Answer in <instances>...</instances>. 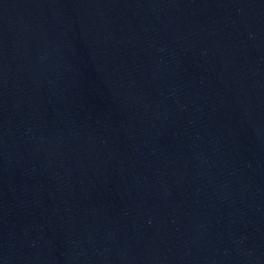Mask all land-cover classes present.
<instances>
[{
    "label": "water",
    "instance_id": "water-1",
    "mask_svg": "<svg viewBox=\"0 0 264 264\" xmlns=\"http://www.w3.org/2000/svg\"><path fill=\"white\" fill-rule=\"evenodd\" d=\"M0 264H264V0H0Z\"/></svg>",
    "mask_w": 264,
    "mask_h": 264
}]
</instances>
